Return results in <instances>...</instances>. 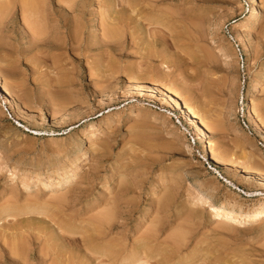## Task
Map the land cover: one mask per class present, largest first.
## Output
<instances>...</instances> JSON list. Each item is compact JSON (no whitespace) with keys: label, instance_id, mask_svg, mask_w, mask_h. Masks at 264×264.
Returning a JSON list of instances; mask_svg holds the SVG:
<instances>
[{"label":"rangeland","instance_id":"1","mask_svg":"<svg viewBox=\"0 0 264 264\" xmlns=\"http://www.w3.org/2000/svg\"><path fill=\"white\" fill-rule=\"evenodd\" d=\"M72 1L0 0V78L14 101L6 103L0 91V246L16 237L23 245L27 237V264H264V220L225 228L212 223L203 206H186L201 208L194 219L191 210L183 211L185 199L199 191L229 208L252 212L264 206V195H246L264 192V184L236 170L244 163L247 171L264 174L263 164H254L264 159V137L247 115L255 112L264 128V0H257L255 28L242 34L247 45L239 40V24L249 17L251 0ZM107 28L115 29L113 41L118 38L111 45H104ZM73 31L81 33L78 41L82 37L75 51L41 47L52 40L68 44ZM256 82L259 89H253ZM170 92L205 122L210 148L226 167L203 157V140L163 100L171 101ZM71 168L75 176L65 174L60 184H38ZM76 179L82 182L76 185ZM67 188L74 198L59 204ZM167 194L173 203L165 212L158 205ZM104 209H115L113 227L93 231L89 223ZM150 231L157 235L146 242L151 249L142 238ZM176 244L184 247L176 250Z\"/></svg>","mask_w":264,"mask_h":264},{"label":"bare ground","instance_id":"2","mask_svg":"<svg viewBox=\"0 0 264 264\" xmlns=\"http://www.w3.org/2000/svg\"><path fill=\"white\" fill-rule=\"evenodd\" d=\"M26 1V0H25ZM65 1V0H64ZM66 1H68V0H66ZM28 2V1H27ZM35 1H33V3H34ZM72 2H74V0L72 1ZM32 3V2H31ZM41 4V3H40ZM66 4V3H65ZM64 4V5H65ZM68 4V3H67ZM28 5H29V2H28ZM34 5V4H33ZM38 5V4H37ZM1 6V5H0ZM24 6V5H23ZM26 6H27V4H26ZM25 7V6H24ZM28 7V6H27ZM34 7V6H33ZM38 7V6H37ZM42 7V6H41ZM31 8H32V5H31ZM7 9V8H6ZM36 9V8H35ZM24 11V10H23ZM27 11V10H26ZM29 11V10H28ZM40 11V10H39ZM38 11V12H39ZM30 12H31V9H30ZM30 12H28V13H30ZM32 12H33V9H32ZM31 12V13H32ZM249 12H250V15H249V17L244 21V22H241L240 24H239V26H241L242 27V29H244L243 31H242V29H241V31H239L240 32V36L241 37H239L240 39V41L242 42V43H244L245 45H247V43L245 42L246 40H245V36H243L242 34L245 32V30L248 28V29H251V28H255V25L258 23V20H259V9H258V7H257V0H251V6H250V9H249ZM26 13V12H25ZM30 13V15H33V14H31ZM1 14V13H0ZM36 14H37V12H36ZM35 14V15H36ZM40 14V13H39ZM4 15H5V13H4ZM29 15V16H30ZM28 16V17H29ZM34 16V15H33ZM40 17V16H39ZM37 18V19H40V18ZM30 18V17H29ZM32 18V17H31ZM30 18V19H31ZM36 18V17H35ZM44 18V17H43ZM29 19V20H30ZM76 19V18H75ZM41 20H42V18H41ZM40 20V21H41ZM79 20V19H78ZM34 21H35V19H34ZM33 21V22H34ZM112 21V20H111ZM38 23H39V21H37ZM36 22V23H37ZM62 22V21H61ZM67 22V21H66ZM74 22V21H73ZM36 23H35V25H33V26H31V27H33V29H34V26H36ZM37 23V24H38ZM67 23H69V22H67ZM67 23H66V25H67ZM114 23H116L115 21H114ZM113 23V24H114ZM29 24V23H28ZM39 24H41V23H39ZM57 25V24H56ZM56 25H54V26H56ZM72 25H77V23H75V24H73L72 23ZM63 26H64V23H63ZM38 26H36V28H37ZM69 27V26H68ZM98 27V26H97ZM116 27V26H115ZM118 27V26H117ZM35 28V29H36ZM66 28V27H65ZM72 28V30H73V27H71ZM80 28V27H79ZM85 28V27H84ZM110 29H111V27H109ZM41 29H42V27H41ZM56 29H58V26H57V28ZM74 29H75V27H74ZM44 30V29H43ZM59 30V29H58ZM61 30V29H60ZM76 30H77V28H76ZM83 30V29H82ZM107 30H108V28H107ZM118 30V29H117ZM35 31V30H34ZM36 31H37V29H36ZM40 31V34L39 35H41V33H42V31L41 30H39ZM79 31V30H78ZM84 31H85V29H84ZM104 31V30H103ZM113 31H115V29L113 28ZM113 31H111V30H108V31H106L107 32V35H106V40H105V42H104V45H105V43L106 44H109V45H111L112 43L111 42H113L114 43V41L116 40V39H118V38H116V39H114V41H113V37L114 36H112V35H114V34H112V32ZM66 32V31H65ZM72 32V31H71ZM75 32H77V31H75ZM74 31H73V33H75ZM80 32V31H79ZM70 33V32H69ZM72 33V34H73ZM116 33H119V32H115V34ZM246 33H247V31H246ZM245 33V34H246ZM249 33V32H248ZM36 34H37V32H36ZM81 34V33H80ZM79 34V35H80ZM83 34V33H82ZM244 34V35H245ZM59 35V34H58ZM79 35L77 36V33H75L74 35H72L71 36V33H70V36L68 37L69 38V42H68V44L66 43V44H59V42H58V44H57V42H52V41H54V40H52V37H51V40L48 38V41L50 42L51 41V43H49V44H46L45 46H41V47H43V48H46V49H63V48H67V49H78V45H77V47H76V44L80 41H82L81 39H82V37L79 39V41H78V37H79ZM84 35V34H83ZM43 36V35H42ZM65 36V35H64ZM68 36V35H67ZM112 36V37H111ZM117 36H118V34H117ZM117 36H115V37H117ZM120 36V35H119ZM247 36V35H246ZM35 37L36 36H34L33 38H34V40H35ZM41 37V36H40ZM250 37V36H249ZM45 38V37H44ZM55 38V37H54ZM68 38H66V40L68 39ZM102 38V37H101ZM38 39V38H37ZM43 39V38H42ZM41 39V40H42ZM112 39V40H111ZM33 40V41H34ZM45 40H47V39H45ZM119 41V40H118ZM47 42V41H46ZM79 42V43H80ZM111 44H110V43ZM36 43V42H35ZM37 43H38V41H37ZM37 43L34 45L36 48H37ZM48 43V42H47ZM102 43H103V39H102ZM101 43V44H102ZM39 44V43H38ZM43 43H40L39 45H42ZM39 45H38V47H39ZM44 45V44H43ZM80 46L82 45V43L81 44H79ZM103 45V44H102ZM80 46H79V48H80ZM83 46V45H82ZM81 46V47H82ZM91 46H93V45H91ZM108 46V45H107ZM76 47V48H75ZM88 47V46H87ZM100 47V46H99ZM116 47V46H115ZM245 47V46H244ZM89 48V47H88ZM93 48V47H92ZM110 48V47H109ZM34 49V48H33ZM91 49V48H90ZM123 49V48H122ZM45 50V49H44ZM75 51V50H74ZM73 51V52H74ZM55 53V52H54ZM88 53V52H87ZM106 53V52H105ZM53 54V53H52ZM100 54V53H99ZM2 79L0 78V91L4 94V100H5V102L6 103H10L11 105H13L14 104V101L12 100V94H10V92H9V90L8 89H6L5 87H4V85H3V82L4 81H1ZM68 82V81H67ZM59 83V82H58ZM57 84V83H56ZM15 85V84H14ZM260 82H256L254 85H253V89H259V87H260ZM57 86H58V84H57ZM60 86V85H59ZM9 87V86H8ZM65 87V86H64ZM262 87V86H261ZM139 88V87H138ZM153 89V88H152ZM154 91L152 92L153 93V95L154 96H158V97H161V98H163L162 97V95H161V93H159V92H157V91H155V89H153ZM169 92V91H168ZM151 93V94H152ZM171 93V92H170ZM172 94V93H171ZM167 95V94H166ZM156 96V97H157ZM170 96V95H169ZM165 97V96H164ZM176 97H178V95H176V94H172V98H171V101H168L167 100V98H165V99H163L165 102H166V104L168 103V104H170L173 108H175V109H179L181 112H182V114H183V116H182V119H184V121H187L188 123H189V125L191 126L190 128L191 129H193V130H195V132L197 133V137H196V139L198 140H203V146H202V154H203V157L204 158H208V160H210V162L212 163V164H215V165H218L219 167L220 166H222V167H226L225 165L226 164H224L219 158H218V156H216V154L214 153V152H212V150H211V143H210V141H208V135H207V132H209L207 129L208 128H206V124H205V122L203 121V120H201L198 116H196L195 114L196 113H194L193 111H195V110H192V109H190L188 106H186V105H184V104H182L181 102H180V100H178ZM160 98V99H161ZM3 100V101H4ZM162 100V99H161ZM163 101V102H164ZM165 102H164V104H165ZM186 104V103H185ZM12 107H14V106H12ZM64 107V106H63ZM141 107H138V109H140ZM247 108L248 109H250V107H249V105H247ZM133 112V111H132ZM248 112V111H247ZM180 113V112H179ZM255 113V112H254ZM253 112H252V110L250 109L249 110V113L247 114L248 116H249V126H251V127H256L257 129H258V131H260V133L263 135V137H264V128H263V126H259V123L257 124V120H256V116H255V114H254ZM137 115H139V114H137ZM113 116V114H111L110 113V115H108V121H110V118ZM258 118V117H257ZM264 118V117H263ZM186 122V123H187ZM108 124V123H107ZM201 126V128L199 127V126ZM208 125V124H207ZM99 127V126H98ZM164 127H167V123H164ZM209 127V126H208ZM94 130L95 129H92L91 130V133H89L90 134V136L92 137V136H94ZM206 130H207V132H206ZM91 139V138H90ZM75 140V139H74ZM88 140V139H87ZM93 140V139H92ZM92 140L90 141V144H89V147L87 148L88 150L89 149H91L92 147H93V145L95 144H93L92 143ZM95 141V140H94ZM77 145V144H76ZM96 146V145H95ZM221 147V146H220ZM94 148V147H93ZM106 149V148H105ZM223 149V148H222ZM88 150H86L84 153H83V157H85V156H87V153H88ZM218 154V153H217ZM81 155V154H80ZM77 156V155H76ZM80 157V156H79ZM103 157V156H102ZM102 157H101V159H102ZM72 158V157H71ZM259 158V157H258ZM81 159V158H80ZM100 159V158H99ZM251 159V158H250ZM256 159V158H255ZM230 160V159H229ZM76 161V160H75ZM249 161H251V160H249ZM256 161H258V160H256ZM260 161H261V163H258V162H255L254 164H255V166H257V165H262V166H264V163H262L263 161H264V159H262V158H260ZM75 163V162H74ZM239 163V162H238ZM252 163H253V159H252ZM243 164L244 163H242V166H243ZM250 164V163H249ZM228 165H232V164H228ZM245 165V164H244ZM233 166V165H232ZM235 166H237V165H235ZM241 166V164L240 165H238V167H239V169H236L234 166V168L236 169V170H239V172H241V173H243L245 176H246V178L247 179H250V180H252V182L253 181H255V182H259V183H261V184H264V174L263 173H260V172H254V171H252V172H249V171H247L245 168H243ZM76 167V166H75ZM250 167V166H249ZM248 167V168H249ZM247 168V169H248ZM251 168H252V165H251ZM251 168H249V170H251ZM257 167H255V169H256ZM261 168H264V167H261ZM223 169V168H222ZM226 169V168H225ZM245 169V170H244ZM253 169H254V167H253ZM254 169V170H255ZM201 170V169H200ZM261 170V169H260ZM264 170V169H263ZM14 171V170H13ZM186 171V170H185ZM187 171H188V169H187ZM190 171V170H189ZM234 171V170H233ZM256 171H259V170H256ZM75 172H76V169L75 168H71V169H69L67 172H64V171H61V170H59V171H57L54 175H55V177H56V179H52L53 177L52 176H47V177H45V178H42L41 180H39V182H38V184H40V183H44V182H53V181H55V180H57V183L58 184H60V181L62 180V179H64V176H65V174H67V176H65V177H69V176H75L74 174H75ZM192 172V171H191ZM236 172V171H235ZM263 172V171H262ZM240 173V174H241ZM20 174H24V172H22V171H19V170H15L14 171V175L15 176H18V175H20ZM185 176L186 175H193V176H195V174H191L190 172H185V174H184ZM201 175V174H200ZM21 176V175H20ZM83 176V175H82ZM35 177V176H34ZM114 177V176H113ZM23 178H25V177H23ZM28 178V177H27ZM190 178V177H189ZM80 179H81V177H80ZM246 179V180H247ZM77 180V182L75 181V183L74 184H80V182H82L81 180L79 181L78 179H76ZM83 180V179H82ZM91 180V179H90ZM225 180V179H224ZM250 180H247V181H250ZM88 181V180H87ZM93 182V181H92ZM106 182V181H105ZM194 182V181H193ZM205 182V181H204ZM229 183L228 184H230L231 185V187L233 188V189H238V190H240L232 181H228ZM27 183V182H26ZM30 183H31V179H30V182H29V185H30ZM35 183V182H34ZM85 183V182H84ZM198 183V182H197ZM258 183V184H259ZM210 184V183H209ZM128 185V184H127ZM26 186V185H25ZM57 186V185H56ZM158 186V185H157ZM77 187V186H76ZM92 186H90V188H91ZM25 188V187H24ZM38 188V187H37ZM70 188V187H69ZM73 188H75V187H73ZM68 189V188H67ZM85 189V188H84ZM122 189V188H121ZM129 189H130V187H129ZM73 190V189H68V190H66L67 192H65L66 194L63 196L62 195V197H59V200H58V202L59 201H62L64 204H62V205H65V203L67 204L68 203V201L70 200L69 199V197L71 196V195H69L68 193L70 192L71 193V191ZM92 190H93V188H92ZM74 191V190H73ZM72 191V192H73ZM115 191V190H114ZM126 191V190H125ZM106 192V191H105ZM118 192V191H117ZM120 192H122V190L120 191ZM74 193V192H73ZM76 193V192H75ZM81 193V192H80ZM79 193V194H80ZM119 194V193H118ZM126 194V193H125ZM55 195V194H54ZM168 195L169 194H167L166 196H167V198L165 197V200L164 201H162L161 203H160V205H158L159 206V210H165V209H168V207L169 206H171V202H172V199L170 198V197H168ZM248 197H257V196H263L264 195V192H261V191H256V192H247V194H246ZM50 196V195H49ZM82 196V195H81ZM117 196V195H116ZM170 196V195H169ZM52 197V196H51ZM77 197H79V196H77ZM71 198H74V197H72L71 196ZM76 198V197H75ZM79 198H81V197H79ZM83 198V197H82ZM87 198V197H86ZM115 198H117V197H115ZM230 198V197H229ZM109 199V198H108ZM121 199V198H120ZM51 200V199H50ZM72 200V199H71ZM54 201H55V199H54ZM73 202H76V204L77 203H79V199H78V201L77 200H72ZM111 201V200H110ZM113 201L115 202V200L113 199ZM128 201V200H127ZM185 201H186V203L184 204V207H183V211H185V212H189L190 210V215H188V217L190 218L191 216H192V214L194 215V216H196V215H198V213H200V209L201 208H199V210H196L197 208H188V207H186L189 203L191 204V205H198V206H203L204 208H205V211H207V212H209V219H210V221L213 223H215L216 225L218 224L219 226H225V228L227 227V228H230L229 226H231L232 227V223H235V225L237 224V225H239V224H244V223H259V222H261L262 223V221L264 220V206L263 207H261V208H259V209H257L256 211H250V212H247V211H244V210H241V209H239V208H229L227 205H225V204H219V203H217L216 202V200L213 198V197H211V196H209V195H207L206 193H204V192H195V193H193L191 196H189L187 199H185ZM58 202H56V204L59 206V204H60V202H59V204H58ZM73 202H72V205H73ZM97 202V201H96ZM125 202V201H124ZM53 203H55V202H53ZM70 203V202H69ZM107 203H108V201H107ZM130 203V202H129ZM132 204H133V201L131 202ZM173 203V202H172ZM52 204V203H51ZM55 204V207L57 206ZM75 204V203H74ZM106 204V203H105ZM112 204H114V203H112ZM112 204L110 205V206H112ZM11 205V204H10ZM69 205H71V204H69ZM68 205V206H69ZM108 205V204H107ZM109 205H108V207H109ZM57 206V207H58ZM61 206V205H60ZM58 207V210H59V208L61 209L62 208V206L61 207ZM106 206V205H105ZM116 206V205H115ZM118 206V205H117ZM116 206V207H117ZM129 206V205H128ZM9 207V206H8ZM64 207V206H63ZM66 207H67V205H66ZM102 208L104 207V206H101ZM115 207V208H116ZM7 208V207H6ZM11 208V207H10ZM70 208V207H69ZM68 208V209H69ZM157 208V207H156ZM170 208V207H169ZM8 209V208H7ZM6 209V210H7ZM54 209H57V208H54ZM53 209V210H54ZM94 209V208H93ZM150 209V208H149ZM158 209H157V211H158ZM4 210H5V208H4ZM4 210H3V212H4ZM5 210V211H6ZM15 210V209H14ZM17 210V209H16ZM58 210H57V212H58ZM62 210V209H61ZM95 210V209H94ZM109 210V209H108ZM133 210V209H132ZM163 210V211H164ZM10 211H11V209H10ZM18 211V210H17ZM56 211V210H55ZM74 211V210H73ZM76 211H78V210H76ZM98 211V210H97ZM104 212L106 211L105 209L103 210ZM114 211H115V209L112 211V210H110V211H106L104 214H102V212H101V214H99L100 216L99 217H94L93 219L94 220H92V222H91V224L89 223V225H91V229L93 230V231H100L102 228H104L105 226H107V225H109L110 223H112L113 221H115L114 219H115V217H116V213L114 214ZM130 211V210H129ZM149 211V210H148ZM155 211V210H154ZM195 211V212H194ZM3 212H1V213H3ZM9 212V211H8ZM52 212V211H51ZM60 212V211H59ZM58 212V213H59ZM165 212H166V210H165ZM194 212V213H193ZM160 213V212H159ZM126 214H128V213H126ZM161 214V213H160ZM13 215V214H12ZM98 215V214H97ZM118 216L120 215V214H117ZM144 215H145V217L146 216H148V212H146V213H144ZM155 215V214H154ZM206 215V214H205ZM14 216V215H13ZM69 216V215H68ZM79 216V215H78ZM124 216V215H123ZM150 216V215H149ZM156 216V215H155ZM187 216V215H186ZM185 216V217H186ZM142 217V216H141ZM145 217H143V219L145 218ZM154 217V216H153ZM157 217H159V216H157ZM188 217H186V218H188ZM54 218H55V216H54ZM154 218H156V217H154ZM192 218H193V216H192ZM72 219V218H71ZM70 219V220H71ZM126 219V218H125ZM160 219V221H161V218H159ZM158 219V220H159ZM194 219V218H193ZM7 220V219H6ZM66 220V219H65ZM79 220V219H78ZM120 220V219H119ZM139 220H142V218H139ZM139 220H138V223H139ZM148 220V219H147ZM185 220V219H184ZM15 221V220H14ZM67 221V220H66ZM73 221V220H72ZM159 222V221H158ZM157 222V223H158ZM186 222V221H185ZM192 222V221H191ZM191 222H190V224H191ZM119 223V222H118ZM137 223V224H138ZM87 224H88V222H87ZM113 224V223H112ZM119 224H121V223H119ZM147 224V223H146ZM67 225V224H66ZM86 225V224H85ZM88 225V226H89ZM139 225V224H138ZM156 224H154V227H156L155 226ZM188 225H189V223H188ZM256 225V224H255ZM109 226H112L113 227V225H109ZM152 226H153V224H152ZM218 226V227H219ZM258 226V225H257ZM20 227V226H19ZM67 227H68V225H67ZM80 227V226H79ZM83 227V226H82ZM112 227H109V229H112ZM179 227V226H178ZM234 227V226H233ZM232 227V228H233ZM250 227V226H249ZM87 228V227H86ZM151 228V227H150ZM183 228V227H182ZM156 229V228H155ZM157 229H159V228H157ZM177 229V228H176ZM186 229V228H185ZM215 229H217V228H215ZM220 229V228H219ZM218 229V230H219ZM223 229V228H222ZM14 230V229H13ZM22 230V229H21ZM80 230H81V228H80ZM104 230V229H103ZM118 230H119V228H118ZM148 230V229H147ZM152 230V229H151ZM189 230H190V228H189ZM231 230V229H230ZM19 231V230H18ZM71 231V230H70ZM92 231V232H93ZM108 231V230H107ZM107 231L106 232H104V231H102L104 234L105 233H107ZM120 231H122V230H120ZM141 230H139V232H140ZM154 231V230H153ZM153 231H150L147 235H146V237H145V235H144V237H142V238H144V243L146 244V245H144V246H150L149 248L151 249V244L149 245H147V243L146 242H148V243H150V242H153L154 241V237H153V234L155 233V235H156V232H153ZM182 231V230H181ZM226 231V230H225ZM85 232V231H84ZM90 232V231H89ZM159 232V231H158ZM100 233V232H99ZM98 233V234H99ZM146 233V232H145ZM186 232L185 231H182V233L180 232V234L181 235H183L184 234V236H186L187 235V233L185 234ZM223 233V232H222ZM27 234V233H26ZM28 234H30L29 232H28ZM65 234V233H64ZM72 234V233H71ZM85 234H88L87 232L85 233ZM94 234H96V232L94 233ZM120 234V233H119ZM140 234V233H139ZM180 234H178V235H176L175 234V236H173V238L175 237V238H177V237H179L180 236ZM190 234H191V232H190ZM16 235V234H15ZM21 235V234H20ZM25 235V234H24ZM31 235H32V233H31ZM30 235V237L32 238V236ZM60 235V234H59ZM78 235V234H77ZM79 235H80V233H79ZM78 235V236H79ZM89 235V234H88ZM100 235H102V234H100ZM110 235V234H109ZM17 236V235H16ZM19 236V235H18ZM34 236V235H33ZM53 236V235H52ZM73 236H75V235H73ZM106 236V235H105ZM157 236V235H156ZM10 237V236H9ZM30 237H28V238H30ZM35 237V236H34ZM66 237V236H65ZM68 237H70L69 235H68ZM67 237V238H68ZM85 237H87L86 235H85ZM136 237V236H135ZM171 237V236H170ZM2 237H0V239H1ZM27 238V237H26ZM25 238V239H26ZM31 238H30V240H31ZM38 238V237H37ZM36 237L35 238H33L35 241L36 240H38ZM61 238V237H60ZM66 238V239H67ZM98 238V237H97ZM138 238V237H137ZM172 237H171V239L173 240V243L176 241V239H173ZM180 239H181V237H179ZM188 238H190V237H188ZM3 239V238H2ZM15 239H19V237L17 238H15ZM15 239H13L14 241L13 242H5L6 243V245H5V243H4V245L2 246V244H1V246H0V264H27V263H25V262H28L26 259V257H24L25 255H24V252H23V250L25 251V249H23V245H27L28 243V240H26L25 241V239H23L24 240V242H22L23 243V245H19V244H17L16 242H19L20 240H22V239H19V240H15ZM53 239V238H52ZM70 239V238H69ZM68 239V240H69ZM71 239H73V238H71ZM85 239V238H84ZM93 239H95L94 237H93ZM92 238H91V240H93ZM105 239V238H104ZM168 239V238H167ZM6 240H9V238L8 239H6ZM29 240V241H30ZM87 240H88V238H87ZM138 240V239H137ZM179 240V239H178ZM182 240H183V242L186 240H184V238H182ZM3 242L5 241V240H2ZM63 241H64V239H63ZM77 241V240H76ZM83 241H85V240H82V242ZM88 241H90V240H88ZM94 241V240H93ZM107 240H105V242H106ZM112 241V240H111ZM131 241H133V240H131ZM130 241V242H131ZM171 241V240H170ZM31 242V241H30ZM67 242H69V241H67ZM81 242V243H82ZM104 242V241H103ZM108 242V241H107ZM134 242H137V241H135L134 240ZM142 242V241H141ZM165 242V241H164ZM163 242V243H164ZM181 241H179V243H180ZM187 242V241H186ZM9 243H11V245L12 246H9ZM13 243V244H12ZM25 243V244H24ZM90 243V242H89ZM98 243V242H97ZM117 243V242H116ZM140 243V242H139ZM166 243V242H165ZM170 243V242H169ZM182 243V242H181ZM180 243V244H181ZM31 244V243H30ZM68 244V243H67ZM78 244V243H77ZM85 244V243H84ZM110 244H112V243H110ZM153 244V243H152ZM171 244V243H170ZM178 244V243H177ZM176 244V245H177ZM183 244V243H182ZM188 243H186V245H187ZM51 245V244H50ZM114 245V244H113ZM112 245V246H113ZM134 245H136V243H134ZM167 245V244H166ZM169 245V244H168ZM183 245H185V244H183ZM181 246V245H177L178 247H177V249L176 250H178L179 249V246H181V247H184V246ZM28 246H29V244H28ZM28 246H27V249H28ZM54 246V245H53ZM105 246V245H104ZM122 246V245H121ZM130 246H132V245H130ZM140 246H141V244H140ZM165 246V245H164ZM175 246V245H174ZM52 247V246H51ZM51 247H50V249H51ZM94 247V246H93ZM96 247V246H95ZM166 247V246H165ZM170 247H172L171 249H173V245L172 246H170ZM114 248H115V245H114ZM114 248H112V249H114ZM120 248V247H119ZM118 248V249H119ZM134 248H135V246H134ZM146 248V247H145ZM148 248V249H149ZM53 249H55V248H52V250ZM92 249V248H91ZM106 249H108V246H107V248ZM105 249V251H107ZM110 250V249H108V250H110V251H113V250ZM130 249H131V247H130ZM166 249V248H165ZM168 249V248H167ZM52 250H51V252H50V250L48 249V251L50 252V253H52ZM83 250V249H82ZM101 250V249H100ZM104 250V249H103ZM138 251H139V247H138V249H137ZM146 250H147V248H146ZM176 250H175V252H176ZM26 251H28V250H26ZM25 251V252H26ZM55 251V250H54ZM54 251H53V253H54ZM124 251V250H123ZM134 251V250H133ZM148 251V250H147ZM44 253L43 254H45V252H47V250L45 251H43ZM56 252H57V250H56ZM87 252V251H86ZM94 252V251H93ZM100 252V251H99ZM109 252V251H108ZM114 254L116 253L117 254V250H115L114 249ZM113 252L111 253V255L113 254ZM137 252V251H136ZM146 252V251H145ZM27 253V252H26ZM59 253V252H58ZM68 253V252H67ZM120 253H122V251L120 252ZM124 253V252H123ZM131 253V255L129 256V258L132 256L133 257V255H132V253H134V252H130ZM148 253V252H147ZM41 254V253H40ZM57 254V253H56ZM42 255V254H41ZM46 255V254H45ZM92 254H90V256H91ZM144 255V254H143ZM27 257L29 256V254L27 253V255H26ZM43 256V255H42ZM57 256H58V254H57ZM56 256V258H58ZM62 257H64L63 255H61ZM60 256V257H61ZM67 256V255H66ZM115 256V255H114ZM124 256V255H123ZM140 256V255H139ZM25 259H24V258ZM62 257L61 258H59L60 260H62ZM68 257V256H67ZM67 257H65V258H67ZM125 257H128L127 255H125ZM131 257V258H132ZM143 258H146V257H144V256H142ZM99 258V257H98ZM109 258V257H108ZM121 258H123V257H121ZM134 258V257H133ZM132 258V259H133ZM141 258V257H140ZM117 259V258H116ZM26 260V261H25ZM60 260H58V261H60ZM67 260H69V257H68V259ZM125 260V259H124ZM135 260H137V259H135ZM142 260V259H141ZM145 260V259H144ZM66 261V260H65ZM114 261V260H113ZM117 261V260H116ZM129 262H132L133 260H128ZM127 261V262H128ZM140 261V260H139ZM68 263H69V261H67ZM62 263V262H61ZM60 263V264H61ZM119 263V262H118ZM142 263V262H141ZM140 263V264H141ZM146 263H148V262H146ZM54 264H56V262L54 263ZM63 264H67V263H64V261H63ZM71 264V263H70ZM103 264V263H102ZM124 264H125V262H124ZM135 264V263H134Z\"/></svg>","mask_w":264,"mask_h":264}]
</instances>
